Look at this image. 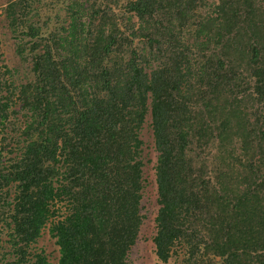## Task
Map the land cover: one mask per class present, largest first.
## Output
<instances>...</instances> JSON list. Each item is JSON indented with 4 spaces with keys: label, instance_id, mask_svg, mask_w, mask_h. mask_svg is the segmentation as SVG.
Listing matches in <instances>:
<instances>
[{
    "label": "trees",
    "instance_id": "16d2710c",
    "mask_svg": "<svg viewBox=\"0 0 264 264\" xmlns=\"http://www.w3.org/2000/svg\"><path fill=\"white\" fill-rule=\"evenodd\" d=\"M7 14L32 79L0 69V192L14 190L0 263L129 264L150 117L157 259L264 264V0H16ZM48 224L55 262L31 253Z\"/></svg>",
    "mask_w": 264,
    "mask_h": 264
},
{
    "label": "rangeland",
    "instance_id": "374dc122",
    "mask_svg": "<svg viewBox=\"0 0 264 264\" xmlns=\"http://www.w3.org/2000/svg\"><path fill=\"white\" fill-rule=\"evenodd\" d=\"M16 0H0V69L4 66H7L10 70L14 73V80L15 83L21 84L24 82H28L32 78H30V73L28 76L25 75L24 66L22 63V59L16 52V47L18 44V39L13 35L10 27H9V18L7 14V9L10 3ZM35 1H43V0H35ZM46 6L42 3V6ZM36 7L39 4L35 5ZM17 14L21 15L19 12V7L17 8ZM32 23L36 26L35 21L33 20ZM23 30L20 31V37L22 38ZM151 118L148 117L146 120V124L144 129L141 133V138L144 142V155L143 159L145 162L144 167V174L149 182L148 188H146L145 197H143V206H144V213L147 215V218L144 222L142 227L141 235L139 241L137 242L136 246L130 253L128 262L129 264H162L156 257L155 252L153 250V242H152V234L155 231V217L158 211V192L157 186L155 184L156 181V161L158 154L155 152V144L152 135L151 125ZM10 123L8 124V132L11 134V137H15L19 139L21 134V129L23 130L26 126L25 118L23 114H18V109L13 111V114L9 118ZM6 144V143H5ZM7 149H10L7 147ZM14 198V190H4L0 192V213L3 214L5 210L4 201L11 202ZM4 207V208H2ZM3 209V212H1ZM4 217V214H3ZM4 225V224H3ZM0 225V260L2 256H7L11 251L9 244L6 243L8 240L7 238V231L6 229H2ZM50 226L48 224L47 227L42 232L41 237L38 239L37 243L34 244L31 248V253H45L48 259L51 262L56 261V256L58 255V248L56 245V240L51 237L50 235ZM3 230V232L1 231ZM176 256L172 257L168 264H187L185 262V253L182 251L180 247L176 248L175 251ZM185 255V256H184ZM16 258L12 254V257H6L7 261H14ZM3 262V263H6ZM0 263V264H3Z\"/></svg>",
    "mask_w": 264,
    "mask_h": 264
}]
</instances>
